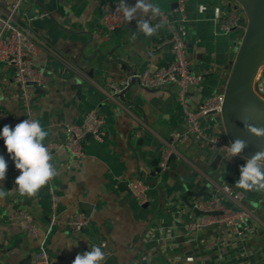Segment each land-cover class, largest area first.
I'll use <instances>...</instances> for the list:
<instances>
[{"label": "crops", "instance_id": "1", "mask_svg": "<svg viewBox=\"0 0 264 264\" xmlns=\"http://www.w3.org/2000/svg\"><path fill=\"white\" fill-rule=\"evenodd\" d=\"M116 1L120 0H22L20 4L21 21L47 44L34 58L44 70V80L30 86L33 118L49 133L44 143L64 142L65 123L82 122L92 109L108 127L100 136L83 139L81 158H73L64 146L53 149L51 163L59 174L33 197L9 193L16 188L15 183L9 186L7 177L15 164L0 138V155L8 164L6 179L0 182L4 192L0 264H21L28 254H32L31 264H42L35 258L41 249L52 264H72L90 246H100L106 253L103 264H264V192L235 184L245 158L237 157L228 165L216 147L188 136L176 142V157L163 167L159 164V170L155 160L160 158L163 140L187 127L176 85L146 88L134 82L122 92L110 88L111 82L135 70L155 69L174 58L170 43L156 46L169 36L160 15L151 20L152 25H162L152 36L137 29V20L106 29L103 16ZM13 2L0 0V12ZM136 2L125 0L128 6ZM151 2L184 25L187 57L193 70L203 73L200 84L189 91L190 106L196 108L207 97L224 94L243 35L239 28L227 32L220 28L229 0H186L184 20L175 11L177 0ZM71 69L80 84L68 76ZM259 79L264 96V76ZM26 111L15 68L0 61V130L5 126L4 114L19 120ZM201 125L209 134L226 137L220 112L204 116ZM218 153L222 158L215 162ZM134 176L149 183L145 203H139L124 185ZM224 182L244 192L240 202L224 196V204L251 211L241 232L227 227L188 230L186 224L199 214L192 207L198 196L192 193L205 187L214 193ZM52 193L58 198L54 222ZM23 207L32 213L36 233L25 232L23 220L10 218ZM77 211L87 213L91 222L73 232L64 220Z\"/></svg>", "mask_w": 264, "mask_h": 264}, {"label": "built area", "instance_id": "2", "mask_svg": "<svg viewBox=\"0 0 264 264\" xmlns=\"http://www.w3.org/2000/svg\"><path fill=\"white\" fill-rule=\"evenodd\" d=\"M21 2L22 0H14L12 6L0 12V61L11 64L15 68V82L19 88V98L27 110V114L19 120L4 114L2 117L3 122L5 125L10 126L18 124L25 119H34L30 109L32 102L30 86L39 85L44 80V70L35 63L34 58L47 44L30 26L21 21L19 17ZM119 3L120 1H116L111 4L103 16V25L109 31L120 28L125 22L122 12L117 8ZM176 4L175 11L179 14L180 19H186V0H177ZM160 17L166 25L169 36L157 43L156 46L160 47L165 43H170L174 50V58L167 64L155 69L148 67L135 70L124 79L118 82H111L109 84L110 88L116 92H122L134 82L146 88H165L170 84L176 85L177 98L185 114L187 127L183 131L173 132L170 137L163 140L159 158L162 167L167 164L168 157L174 152L176 142L188 136H194L206 144L216 147L223 153L228 165L233 164L237 157L245 158L246 162L247 158L242 155L231 159L226 158L228 155L226 146L231 141L227 136L209 134L202 127L201 120L204 116L212 111H221L224 94L209 96L196 108L190 106L188 100L189 91L192 87L200 84L203 80V73L193 70L187 57L186 29L184 25L176 23L173 16L167 11L161 10ZM140 18L143 19L144 17L141 16ZM246 25L247 19L243 7L237 0H229L227 8L221 17V30L227 32L234 28H239L244 33ZM50 49L52 50V48ZM151 53L152 51H150ZM261 76L264 75L259 73L255 79V90L263 96V84L261 79H259ZM102 123L103 118L96 110H89L82 122L65 123L64 127L67 137L64 142L48 141L44 144L49 149L50 154L53 149L64 146L73 158H81L85 155L83 146L85 135L90 133L91 136H100ZM19 175V170L13 167L7 177L10 181H15ZM127 185L137 201L145 203L148 197L149 183L140 176H134L127 181ZM226 195L240 202L244 197V192L224 182L217 187L212 196L198 197L193 201L192 207L204 213H199L194 220L188 222L186 228L188 230H200L208 224L218 223L240 233L241 226L251 216V211L242 207L226 206L223 202V198ZM57 204V195L52 193L51 219L53 222L58 220ZM10 218L23 220V228L29 234L36 233L38 230L32 213L26 207L13 211L10 214ZM90 222V216L83 211L74 212L64 220L65 226L73 232L82 231ZM102 245L106 246L105 240L102 241ZM35 258L42 264H52L44 249L37 252Z\"/></svg>", "mask_w": 264, "mask_h": 264}, {"label": "clouds", "instance_id": "3", "mask_svg": "<svg viewBox=\"0 0 264 264\" xmlns=\"http://www.w3.org/2000/svg\"><path fill=\"white\" fill-rule=\"evenodd\" d=\"M117 8L122 12L126 22L137 20V29L146 36L154 35L162 27L159 23L155 25L151 23V20L161 13L160 7L151 0H137L134 6H128L125 0H120ZM141 16L144 18L141 19ZM244 128L256 137H264V129L248 123H244ZM48 135L37 119H25L14 128L5 125L0 130V138L4 140L7 153L20 172L15 179L16 188L9 193L16 192L20 196L33 197L58 176L57 168L51 163L53 157L44 144ZM247 146L245 140L237 138L226 146L228 148L226 158L240 156ZM7 169V161L0 155V182L6 179ZM235 184L243 190L264 192V150H258L251 158L246 159L245 164L240 167V178ZM3 196L4 192L0 191V197ZM105 259L106 253L100 246H90V251L77 254L72 264H103Z\"/></svg>", "mask_w": 264, "mask_h": 264}, {"label": "water", "instance_id": "4", "mask_svg": "<svg viewBox=\"0 0 264 264\" xmlns=\"http://www.w3.org/2000/svg\"><path fill=\"white\" fill-rule=\"evenodd\" d=\"M243 7L247 25L238 45L235 54L234 63L231 68L229 77L226 82L223 102L220 114L222 116L223 125L227 138L234 142L237 138L243 139L248 146L243 150L242 156L251 158L258 150H264V137H256L244 128V123L251 124L257 128L264 129V97L255 90V79L259 73L264 75V0H237ZM177 5V4H176ZM58 66H62L57 62ZM70 77L76 83L80 84L79 76L74 75L75 72L67 70ZM216 112V111H212ZM107 124L103 123L100 131H107ZM91 134L85 135V138ZM176 157L172 153L167 162ZM222 158V154L218 153L215 162ZM156 164H160L159 159L155 160ZM215 167V164H212ZM159 170L162 167L159 166ZM15 181H10L12 186ZM128 191V185L124 182ZM209 187V186H208ZM203 188L192 195L201 197L204 194L212 196V192ZM198 213H204L197 210ZM226 228L218 223H211L204 228ZM32 254H28L21 264H31Z\"/></svg>", "mask_w": 264, "mask_h": 264}]
</instances>
